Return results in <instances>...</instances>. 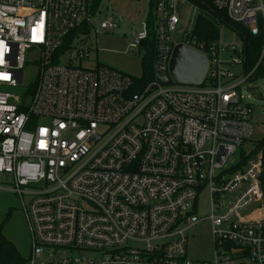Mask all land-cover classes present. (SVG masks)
<instances>
[{
	"label": "built area",
	"instance_id": "obj_1",
	"mask_svg": "<svg viewBox=\"0 0 264 264\" xmlns=\"http://www.w3.org/2000/svg\"><path fill=\"white\" fill-rule=\"evenodd\" d=\"M103 1L93 13L95 0H0V189L20 197L28 264H208L188 260V233L205 220L213 264H264V152L234 162L254 135L241 86L264 73V0H207L261 38L249 72L244 41L206 48L182 29L181 4L203 13L187 0L157 2L153 72L84 67L89 49L76 46L85 31L71 46L78 65L61 64L76 28L116 31L110 20L98 24ZM147 38L145 20L126 53L145 55ZM178 44L207 57L200 86L173 82ZM28 63L37 81L15 95ZM205 190L211 215L200 219Z\"/></svg>",
	"mask_w": 264,
	"mask_h": 264
},
{
	"label": "rangeland",
	"instance_id": "obj_2",
	"mask_svg": "<svg viewBox=\"0 0 264 264\" xmlns=\"http://www.w3.org/2000/svg\"><path fill=\"white\" fill-rule=\"evenodd\" d=\"M149 0H104L102 13L98 19V24L102 21L110 20L117 25L115 32L96 36L93 29L88 33L79 36L76 46L80 48L86 46L89 49L87 58L83 61V66L93 68L97 64L114 68L120 72L133 76H140L143 70L144 55L135 56L126 53L128 45L133 41L134 34L142 30V23L148 15ZM180 16L184 21L182 29L190 31L193 29L197 12L188 3L181 4ZM221 41L223 45L242 44L238 33L229 26H221ZM76 44V43H75ZM70 51V52H69ZM78 53L73 50L61 53L60 63L77 66ZM31 62V61H30ZM243 68H235L238 73ZM39 69L33 63L26 64L24 69V82L22 86L12 87L11 91L15 95H22L26 87L33 86L38 77ZM249 84L241 86V94L245 96V103L251 105V121L254 126L253 137L244 145L243 151L250 155L255 150V145L264 139V73ZM262 151L263 150H259ZM242 157V149L234 157L237 164ZM231 196V197H230ZM229 198H234L231 194ZM228 200V199H227ZM197 216L200 219L208 218L211 215V198L209 191L201 192L198 199ZM0 227L4 236L11 241L20 251L25 259H29L32 252L31 235L26 216L22 210L20 197L13 192L0 189ZM188 260H206L208 264H213L215 243L212 234L211 224L205 220L189 233ZM241 264H251L249 260Z\"/></svg>",
	"mask_w": 264,
	"mask_h": 264
},
{
	"label": "trees",
	"instance_id": "obj_3",
	"mask_svg": "<svg viewBox=\"0 0 264 264\" xmlns=\"http://www.w3.org/2000/svg\"><path fill=\"white\" fill-rule=\"evenodd\" d=\"M101 1L102 0H95V6L92 10L93 13H95L96 8L99 6V4H101ZM187 1L203 11V13H199L197 15V19L192 32L193 38L196 39V41H198L199 43L205 44L206 48H208L213 42H216L220 39L221 26L223 24L229 26L231 29H236L237 31H239V33L243 34V37L240 38L241 41H244L246 48L245 68L248 72L253 70L259 59L262 42L261 38L249 35L240 24L231 21L227 17L225 12L216 10L207 0ZM157 2L158 0L149 1L148 15L146 17V21L148 24V38L144 40L140 46V50L146 51V54H143L145 56L143 67L145 73L147 74L153 72V64L155 59L156 33L154 11L157 6ZM82 31L89 32V28L87 26H83L73 30L65 39L64 45L59 49L57 56H60L61 53H64L67 50H70L74 39L79 35V33H82ZM261 73L262 69L259 70L255 76L257 77ZM261 149L264 152V139L255 145V150L250 155H246L242 149L240 165L246 164L251 156L258 153ZM240 165L233 168L231 171H237L240 168ZM0 264H28V260L21 255L18 248L4 236L2 227H0Z\"/></svg>",
	"mask_w": 264,
	"mask_h": 264
},
{
	"label": "water",
	"instance_id": "obj_4",
	"mask_svg": "<svg viewBox=\"0 0 264 264\" xmlns=\"http://www.w3.org/2000/svg\"><path fill=\"white\" fill-rule=\"evenodd\" d=\"M208 69L207 57L186 45L175 46L170 61V74L177 85L200 86Z\"/></svg>",
	"mask_w": 264,
	"mask_h": 264
},
{
	"label": "crops",
	"instance_id": "obj_5",
	"mask_svg": "<svg viewBox=\"0 0 264 264\" xmlns=\"http://www.w3.org/2000/svg\"><path fill=\"white\" fill-rule=\"evenodd\" d=\"M150 1V0H149ZM149 1H148V9H149Z\"/></svg>",
	"mask_w": 264,
	"mask_h": 264
}]
</instances>
